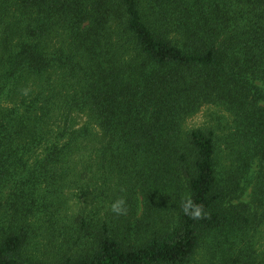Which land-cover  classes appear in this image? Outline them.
<instances>
[{
  "label": "trees",
  "instance_id": "trees-1",
  "mask_svg": "<svg viewBox=\"0 0 264 264\" xmlns=\"http://www.w3.org/2000/svg\"><path fill=\"white\" fill-rule=\"evenodd\" d=\"M258 82L264 0H0V264H264Z\"/></svg>",
  "mask_w": 264,
  "mask_h": 264
},
{
  "label": "rangeland",
  "instance_id": "rangeland-1",
  "mask_svg": "<svg viewBox=\"0 0 264 264\" xmlns=\"http://www.w3.org/2000/svg\"><path fill=\"white\" fill-rule=\"evenodd\" d=\"M258 86H260L264 91V82H258ZM221 112L220 108H214V107H206L203 108L202 111L196 115L194 118L190 119L187 123V126L190 128L200 127L207 123H210V117L212 113L215 115H218ZM255 171H257V168H254ZM255 173V172H254ZM251 188H248L244 191V193L241 195V197L234 201V203H248L250 200L249 194L251 193ZM86 203V198L83 197L80 200H71L68 203V208L70 210V215H78L77 212L84 206ZM3 212V211H2ZM62 215L64 216V211L62 212ZM5 218L0 213V221H2ZM31 224H33V229H31L30 236H31V245L30 248L25 252L26 257H36L43 261H52L54 260L56 251L53 250L54 244L50 243L49 235H51V232L49 229H47L46 224L47 223H36V218H31ZM4 226L7 225V219L4 220L3 223ZM42 226V227H41ZM34 230V231H33ZM62 238V237H61ZM58 242V240H57ZM206 258L205 255L200 252L197 255V261L196 264H205Z\"/></svg>",
  "mask_w": 264,
  "mask_h": 264
},
{
  "label": "clouds",
  "instance_id": "clouds-1",
  "mask_svg": "<svg viewBox=\"0 0 264 264\" xmlns=\"http://www.w3.org/2000/svg\"><path fill=\"white\" fill-rule=\"evenodd\" d=\"M30 88H24L22 90V94L24 96H28ZM179 207L182 209L185 215H189L192 219H200L204 215L203 207L201 205H197L193 202L190 196H184L181 198ZM110 210L112 213L116 215H126L127 214V204L126 200L123 197L116 198L110 204Z\"/></svg>",
  "mask_w": 264,
  "mask_h": 264
}]
</instances>
